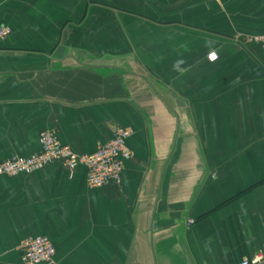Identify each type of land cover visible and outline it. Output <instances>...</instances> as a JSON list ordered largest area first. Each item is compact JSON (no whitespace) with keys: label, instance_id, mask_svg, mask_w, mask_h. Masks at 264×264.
Segmentation results:
<instances>
[{"label":"crops","instance_id":"1","mask_svg":"<svg viewBox=\"0 0 264 264\" xmlns=\"http://www.w3.org/2000/svg\"><path fill=\"white\" fill-rule=\"evenodd\" d=\"M0 164L43 131L92 154L130 127L119 182L0 175V264H239L264 250V0H0Z\"/></svg>","mask_w":264,"mask_h":264},{"label":"built area","instance_id":"2","mask_svg":"<svg viewBox=\"0 0 264 264\" xmlns=\"http://www.w3.org/2000/svg\"><path fill=\"white\" fill-rule=\"evenodd\" d=\"M11 33V28L0 23V42ZM253 40L264 47V35ZM130 127L116 126L110 140L100 144L92 154H79L64 145L53 131H43L40 135L41 149L28 156H13L0 164V175H16L33 172L49 163L61 164L73 175L83 165L87 168V184L99 187L109 182H119L124 163L133 157L127 140L131 136ZM23 264H59L56 248L46 236L25 239L21 244ZM239 264H264V250L253 256L244 257Z\"/></svg>","mask_w":264,"mask_h":264}]
</instances>
